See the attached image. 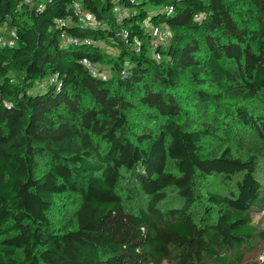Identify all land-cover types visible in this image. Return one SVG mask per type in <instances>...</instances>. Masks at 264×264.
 I'll return each instance as SVG.
<instances>
[{
  "label": "trees",
  "instance_id": "1",
  "mask_svg": "<svg viewBox=\"0 0 264 264\" xmlns=\"http://www.w3.org/2000/svg\"><path fill=\"white\" fill-rule=\"evenodd\" d=\"M0 39V264L245 261L264 185L230 137L264 148V0H0Z\"/></svg>",
  "mask_w": 264,
  "mask_h": 264
},
{
  "label": "rangeland",
  "instance_id": "2",
  "mask_svg": "<svg viewBox=\"0 0 264 264\" xmlns=\"http://www.w3.org/2000/svg\"><path fill=\"white\" fill-rule=\"evenodd\" d=\"M106 49L109 52L115 54L118 53V50L112 47H107ZM106 71L107 70H105L104 72L108 74V72ZM232 132L235 135L233 137H230V141H232L234 144V150L236 151L235 154L237 156L246 158L249 155L258 154L260 167L257 176L264 185V148L262 147V142L255 139L254 136L250 133V130L245 132H238L234 129ZM217 180L212 177L211 179H209L210 182L205 185L204 188H220L221 191H226L225 187L223 185L218 184ZM254 221L258 225L259 230L261 232H264V209L256 213ZM241 264H264V237L258 236L254 240L252 251L249 252V254L246 256L245 261Z\"/></svg>",
  "mask_w": 264,
  "mask_h": 264
},
{
  "label": "built area",
  "instance_id": "3",
  "mask_svg": "<svg viewBox=\"0 0 264 264\" xmlns=\"http://www.w3.org/2000/svg\"><path fill=\"white\" fill-rule=\"evenodd\" d=\"M117 11H119V9H116ZM174 8L170 7L167 9L168 13H173ZM75 14L77 16H79L81 22L85 23V24H89V25H94L95 24V18L91 13L88 12H84L81 8V6L79 4L75 5ZM62 24H64V22H61ZM154 36L157 37L158 40H166L170 37L171 33L167 28H164V30H159L158 28L154 29ZM14 37H16V34H13ZM127 34L124 35V38H127ZM63 40L65 41V43L67 44H79L80 43V39L77 37H70L68 35H66L65 33L62 35ZM0 42L5 46L7 44V42H5V40L0 39ZM85 43L91 45V42L88 40ZM139 44V43H138ZM91 72V74L93 76H102L103 78L107 77V74L105 72L100 73V71L98 70V68H96L91 62L84 60L82 62ZM56 82V80H54ZM59 90V88H58Z\"/></svg>",
  "mask_w": 264,
  "mask_h": 264
}]
</instances>
